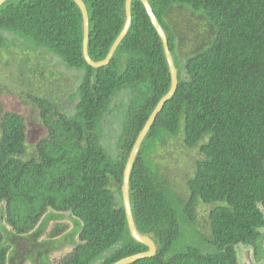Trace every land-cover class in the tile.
<instances>
[{
	"label": "trees",
	"instance_id": "trees-1",
	"mask_svg": "<svg viewBox=\"0 0 264 264\" xmlns=\"http://www.w3.org/2000/svg\"><path fill=\"white\" fill-rule=\"evenodd\" d=\"M83 1L89 56L101 61L123 29L126 0ZM149 3L169 40L178 86L131 172L134 222L157 247L155 256L131 264H239L236 248L257 247L264 225V0ZM174 12L186 22L177 24ZM82 43V13L73 0H8L0 7V53L16 44L52 54L82 73L71 92L73 111L29 95L48 130L39 142L29 138L23 115L1 116L0 224L7 216L19 234L43 216L42 236L50 220L69 213L78 241L61 264H113L148 250L130 236L123 172L171 80L162 41L139 0L132 2V24L108 66L90 67ZM34 53L15 58L16 66L7 60L5 65L19 71L29 62L42 75L45 68L31 58ZM120 92L128 93L123 106L130 113L114 148L117 137L105 121L116 116L113 102ZM180 152L191 157L182 163L181 189L168 164ZM5 229L0 226V264L7 262ZM64 230L58 225L50 237Z\"/></svg>",
	"mask_w": 264,
	"mask_h": 264
},
{
	"label": "rangeland",
	"instance_id": "rangeland-1",
	"mask_svg": "<svg viewBox=\"0 0 264 264\" xmlns=\"http://www.w3.org/2000/svg\"><path fill=\"white\" fill-rule=\"evenodd\" d=\"M172 19H174L177 24L180 22H186V19L177 12H174ZM34 52H36L34 49L30 48V51H28L26 49L17 47L15 44V48L12 47L2 50L0 53V118L7 112H15L17 114L23 115L25 117L26 124L28 125L29 138L33 139V141L37 143L48 135V130L40 124L37 115V108L33 104L32 98L29 97V95L31 92H35L42 95L45 99L55 101L61 108L73 111L72 107L74 103H72L71 92L77 87L78 83L81 82L82 73L78 70L65 67L63 63L52 54L50 55L55 60L50 56H45L43 54L40 55ZM27 53H34L31 55V58L34 59L38 64H41L40 66L42 68H45V72H43L42 75L32 72L31 68H34V65L29 62L27 65L23 64L19 71L18 69H11L5 65L7 60L11 65L16 66L17 60L15 61V58L25 56ZM27 61L28 59L24 62ZM62 66L65 67L62 69V71L65 72L63 76L59 74V70H61ZM29 70L32 72V74H34L32 78H30ZM31 80L35 81L34 85L32 84ZM39 83L40 86L38 85ZM127 99L128 93L120 92L115 97L113 102V108H119V110H116L115 112L116 116L111 117L110 120L107 119L108 122L107 120L105 121L107 126L111 125L110 128L112 130L110 131V136L113 138L117 137L114 142L111 138L112 140L110 146L114 148H116L118 143L121 142L123 136V133H121L124 123L123 121L130 113L129 111H126L125 107L123 106V104L127 102ZM71 104L72 107H70ZM101 135L102 133H100V136ZM103 138L110 139L107 136H104ZM109 142L104 145L108 146ZM104 148L107 150L106 147ZM110 154L113 156V154H115V150ZM190 158V155L185 152H180V158L175 159V163L169 161L170 156L167 157V161H169L168 164L173 170L172 182L174 186H179L180 189L183 185L181 182L186 178V172L184 171L182 163L185 164V166L188 165ZM187 170L189 172L188 168ZM64 215L65 216L63 219H61V221H49L45 228L44 234L39 238V241L42 240V242H46L49 240V234L52 231L58 229V225H60L62 228L65 226V230L63 232L64 234L72 230L73 222L69 216V213H64ZM34 241H36V239ZM27 246L28 245L20 244L22 249H25ZM62 252L63 254L60 253L58 255L52 256L51 258L57 260L58 257L63 256L67 252H71V248H69V246L67 247L66 245Z\"/></svg>",
	"mask_w": 264,
	"mask_h": 264
},
{
	"label": "water",
	"instance_id": "water-1",
	"mask_svg": "<svg viewBox=\"0 0 264 264\" xmlns=\"http://www.w3.org/2000/svg\"><path fill=\"white\" fill-rule=\"evenodd\" d=\"M6 1H8V0H0V7ZM73 1L77 5V7L80 9V11L82 13V18H83V43H82L83 47H82V52H83L84 60L86 61V63L90 67H92L94 69H100L102 67L108 66L113 59V56L115 54L116 49L118 48L121 41L128 34V31H129L130 26L132 24V2L134 0H126L125 1L126 17H125V23H124L123 29L120 32L117 39L115 40V42L113 43L107 57L104 60L97 61V62L93 61L89 56L88 47H89L90 36H89V13L87 10V6L83 0H73ZM139 1L143 4V6H144V8H145L150 20H151L153 27L157 31V33H158V35L162 41L166 60L168 63L171 86H170L169 91L159 100L154 111L152 112V114L150 115V117L146 121L143 129L139 133V135H138V137H137V139L133 145V148H132V150L128 156V159H127V162L125 165V169L123 172V181H122L121 192H122L124 210H125V215H126V220H127L130 236L137 243H140V244L144 245L145 247H147L148 250L145 252L124 258V259H122L118 262H115L113 264H131V263H134L138 260L151 258V257L156 255L157 247H156L155 242L152 240V238L150 236H146V235L141 234L138 231L136 224L134 222L133 211H132V206H131V201H130V176H131V172L133 170L136 158L138 156V153L141 149V146H142V143H143L145 137L147 136L148 132L151 130L154 122L156 121L160 112L163 110L165 104L175 94V92L177 90V86H178V70L175 66L174 59H173V56H172L170 48H169V40L166 36V33L164 32L157 16L155 15V13L151 7V4L149 3V0H139Z\"/></svg>",
	"mask_w": 264,
	"mask_h": 264
},
{
	"label": "flooded vegetation",
	"instance_id": "flooded-vegetation-1",
	"mask_svg": "<svg viewBox=\"0 0 264 264\" xmlns=\"http://www.w3.org/2000/svg\"><path fill=\"white\" fill-rule=\"evenodd\" d=\"M5 217L7 216H3V221L0 226L2 228H6L2 233L4 236L3 241L5 242V246L7 248L6 264H61L66 255L72 253L76 248L78 236H74L73 232H71L72 230L66 234L63 233L64 231H60L59 233H56L53 238H51L50 234L56 232V229L49 234V240L46 242H42V240L39 241V238L43 236H39L40 231H38V228L43 224V216L42 218H38L36 220V224L33 228L27 229L25 232L19 234L15 231V229H12ZM50 221L61 220L52 219ZM36 231L37 233L34 234ZM261 236L262 237L259 239L257 247L243 245L236 248V257L239 260V264H264V225ZM35 239L36 241H34ZM20 244L28 246L25 247V249H22ZM66 245L71 248V252H67L63 256L58 257L57 260L51 258L52 256L60 253L63 254L62 251L65 249ZM41 250H43V252Z\"/></svg>",
	"mask_w": 264,
	"mask_h": 264
}]
</instances>
